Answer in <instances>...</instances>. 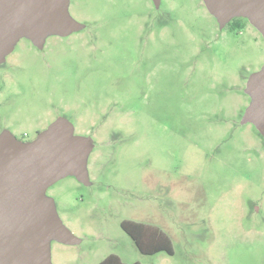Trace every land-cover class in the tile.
Instances as JSON below:
<instances>
[{
    "label": "rangeland",
    "instance_id": "374dc122",
    "mask_svg": "<svg viewBox=\"0 0 264 264\" xmlns=\"http://www.w3.org/2000/svg\"><path fill=\"white\" fill-rule=\"evenodd\" d=\"M84 29L50 37L0 124L32 140L57 117L94 147L91 184L47 189L81 242L51 243L52 264H264V137L241 125L264 39L245 19L220 30L202 0H69ZM20 40L7 57L39 58ZM56 64L53 86L52 67ZM49 68L50 71L46 69ZM18 69L16 70V72ZM146 224L171 242L141 254L120 228Z\"/></svg>",
    "mask_w": 264,
    "mask_h": 264
},
{
    "label": "water",
    "instance_id": "95a60500",
    "mask_svg": "<svg viewBox=\"0 0 264 264\" xmlns=\"http://www.w3.org/2000/svg\"><path fill=\"white\" fill-rule=\"evenodd\" d=\"M159 8L161 0H151ZM220 30L245 19L264 39V0H202ZM69 13V0H0V64L21 39L41 47L51 36L67 37L84 29ZM249 98L240 124L264 137V63L244 88ZM94 147L77 135L65 118H56L31 141L0 133V264H52L51 243L78 245L61 221L47 189L73 177L91 184L87 170Z\"/></svg>",
    "mask_w": 264,
    "mask_h": 264
},
{
    "label": "flooded vegetation",
    "instance_id": "af4514ba",
    "mask_svg": "<svg viewBox=\"0 0 264 264\" xmlns=\"http://www.w3.org/2000/svg\"><path fill=\"white\" fill-rule=\"evenodd\" d=\"M51 37H58V36H51ZM49 38L50 37L45 39L41 47L34 46L29 40L21 39V40L26 41L29 49L35 51L37 55H40L39 58H33L32 64H30L29 61L13 62L11 58L10 59L7 58L14 50L5 58L4 62L0 64V108L3 107L4 105H7L9 98L12 95L17 96L18 98L21 99V101H24V98H23L24 94L20 90L22 88L24 74L29 67L31 68L34 66L36 67L45 66V61H44L45 56H43V51L45 50L46 47L47 49L51 48L50 46L46 45ZM17 69L18 71L16 72ZM46 70L50 71L49 68H47ZM52 73H53V86L50 89L55 88L54 83L56 82V76L54 75L55 73L57 75L56 64L53 65L52 67ZM49 125H47V127ZM47 127L43 128L42 130L38 129L39 127L34 128L35 135L37 136V134L45 130ZM3 131H8L9 133L13 134L17 138V134H16V132L18 131L17 125L15 126V125L9 124L8 122H4V124H0V133H2ZM26 138H27V135L23 133L22 137L20 139L18 138L17 139L26 142V140H24Z\"/></svg>",
    "mask_w": 264,
    "mask_h": 264
},
{
    "label": "trees",
    "instance_id": "16d2710c",
    "mask_svg": "<svg viewBox=\"0 0 264 264\" xmlns=\"http://www.w3.org/2000/svg\"><path fill=\"white\" fill-rule=\"evenodd\" d=\"M238 19H233L230 23L232 24ZM120 228L131 238L138 251L143 255H154L159 252H166L169 255L173 253L169 238L152 226L125 220L120 223ZM99 264L123 263L120 262L117 256L110 255Z\"/></svg>",
    "mask_w": 264,
    "mask_h": 264
},
{
    "label": "crops",
    "instance_id": "0c3cea01",
    "mask_svg": "<svg viewBox=\"0 0 264 264\" xmlns=\"http://www.w3.org/2000/svg\"><path fill=\"white\" fill-rule=\"evenodd\" d=\"M147 256H151V255H147ZM102 261H104V260H102ZM102 261H101V262H102Z\"/></svg>",
    "mask_w": 264,
    "mask_h": 264
}]
</instances>
